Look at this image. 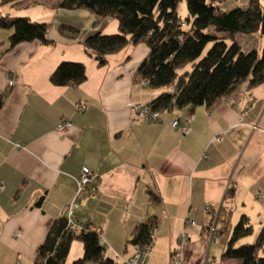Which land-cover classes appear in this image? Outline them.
<instances>
[{
	"label": "crops",
	"instance_id": "1",
	"mask_svg": "<svg viewBox=\"0 0 264 264\" xmlns=\"http://www.w3.org/2000/svg\"><path fill=\"white\" fill-rule=\"evenodd\" d=\"M57 15L54 27L78 28L76 40L53 37V45L22 43L9 51L0 42V264L33 263L50 225L74 199L84 168L95 181L74 215L99 230L111 253L131 255L134 247L127 240L149 216L158 218V226L146 264L150 259L169 264L176 247L186 264H203L219 235L223 206L231 209L226 242L241 215L251 225L256 220L259 230L264 222V84L249 89L244 83L210 110H172L160 123L139 122L128 104L149 103L162 92L134 81L147 47H125L99 67L80 43L94 31L103 32L110 21L93 29L85 11L58 10ZM76 17L85 18L83 29ZM63 60L84 64L82 84H50V74ZM188 113L193 122L187 135L169 126ZM64 121L72 130L59 135L56 128ZM231 187L235 193L229 200ZM148 191L159 195V205L150 204ZM181 234L185 241L179 245Z\"/></svg>",
	"mask_w": 264,
	"mask_h": 264
},
{
	"label": "trees",
	"instance_id": "2",
	"mask_svg": "<svg viewBox=\"0 0 264 264\" xmlns=\"http://www.w3.org/2000/svg\"><path fill=\"white\" fill-rule=\"evenodd\" d=\"M16 1L0 0V6ZM181 1L60 0L54 8L89 13L93 29L105 20H116V33L94 31L80 43L99 67L107 64L108 56L125 47H147L146 57L134 71V81L145 82L144 87L150 90L162 91L149 102L154 111L167 113L199 106L210 110L244 83L249 89L264 84V48L258 54L255 49L244 50L236 41L237 35L264 37V0H248L245 6L231 8L222 6L229 0H184L187 16L183 19L177 13ZM49 27L27 17L0 16V30H12L6 51L22 43L53 45L55 41L48 37ZM56 29L68 40L79 36V29L69 24H60ZM86 78L83 63L61 61L50 74L49 82L56 87H76ZM3 102L1 95L0 108ZM234 193V188H229L226 199L231 200ZM148 197L152 206L159 205L157 193L148 191ZM230 214L229 207H220L217 234L227 232ZM74 219L78 222L75 230L69 229L64 215L52 222L32 264H65L74 240L81 243L83 254L71 264H116L106 254L99 230L89 221L75 215ZM157 226L158 218L149 216L137 224L126 244L140 248L150 244L151 233ZM252 234L248 218L241 215L230 230L220 255L221 263L264 264V222L254 243L238 244Z\"/></svg>",
	"mask_w": 264,
	"mask_h": 264
},
{
	"label": "rangeland",
	"instance_id": "3",
	"mask_svg": "<svg viewBox=\"0 0 264 264\" xmlns=\"http://www.w3.org/2000/svg\"><path fill=\"white\" fill-rule=\"evenodd\" d=\"M24 1L25 0H20V2H24ZM57 1H60V0H26L25 4L23 5H21V3L14 4V5L11 3L6 4L3 6H0V16H6V15H9L12 17L28 16L31 21L43 22L49 25L51 24L52 26L49 27L48 37L49 38H53V37L63 38L61 35L58 34V32H56L55 30L56 27H54L52 23L53 19L56 17L58 10H59V9L54 8V5L56 4ZM247 2L248 0H229V1L224 2L222 6L225 8H231L233 6L241 7V6H245ZM77 13L78 12H76V14ZM177 13L182 19L187 16V9H186V4L184 0L178 4ZM73 19L79 22V26L81 27V29H83L87 24L85 22V18L76 17ZM108 21H110L109 24L107 25L104 24V26L106 25V28L103 30L104 34L116 33L117 32L116 20H108ZM11 34H12V30L10 31L0 30V42H3L4 44L3 49L7 48L8 39ZM236 41L244 50L255 49L258 52V54H261L264 48V37H261L258 34L252 35V36L237 35ZM252 226H253V234L247 238L240 240L238 244L254 243L257 233L259 231L258 230L259 225L256 223V220H254V223L252 224ZM214 229H215V226L213 230ZM226 239H227V233L216 236V242L215 244L213 243L209 247V250L207 253V259L203 262V264H225V263H221L220 255L222 253L223 243L225 244ZM103 243L105 244L106 242L103 241ZM82 254H83V250H82L81 243L77 240H74L71 244L70 251L67 256L65 264H71L73 260L82 257ZM106 254L110 257L112 256V253L109 252L107 249H106ZM154 262L155 261L150 259V261H148L147 264H155Z\"/></svg>",
	"mask_w": 264,
	"mask_h": 264
},
{
	"label": "built area",
	"instance_id": "4",
	"mask_svg": "<svg viewBox=\"0 0 264 264\" xmlns=\"http://www.w3.org/2000/svg\"><path fill=\"white\" fill-rule=\"evenodd\" d=\"M11 85V83H9ZM141 86H145V82H142L140 84ZM84 107L82 105L78 106L79 110H82ZM128 108L133 114L134 118L142 123H159L162 122V113L165 112H159L154 111L149 103H129ZM246 114V111H243L240 113V119L243 118ZM193 122V116L191 114L185 116L182 120H173L169 123V126L173 130H178L182 135H187L190 132L189 126ZM238 127V124L234 125L227 131L226 134H230L232 130L236 129ZM253 129H256L257 126H252ZM72 130V124L68 121H64L60 123L57 128L56 132L59 135H65L69 133ZM215 141H219L220 137H216L214 139ZM16 148H20L21 146L19 144H15ZM95 181V176L91 174V172L84 168L81 171V174L79 178L76 180V193L75 197L72 200V202L64 207L61 210L62 215H64L68 222V227L70 230H75L78 227V222L74 219V209L77 207L78 200L89 193V187L93 184ZM4 190L3 184L0 182V192ZM257 197H261V193H257ZM213 226L211 227V232L213 231ZM151 243L148 245H145L144 247H138L133 246L134 251L129 256H122L117 253H112V260L116 264H146L147 259L149 257L151 248H152V242H153V236H150ZM185 241V235L181 234L177 238V242L180 245ZM169 264H186L183 260L180 252V247H176L172 250L170 257H169Z\"/></svg>",
	"mask_w": 264,
	"mask_h": 264
}]
</instances>
